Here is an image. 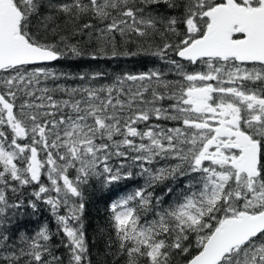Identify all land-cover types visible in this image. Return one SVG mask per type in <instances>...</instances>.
<instances>
[{"label":"snow or ice","instance_id":"obj_1","mask_svg":"<svg viewBox=\"0 0 264 264\" xmlns=\"http://www.w3.org/2000/svg\"><path fill=\"white\" fill-rule=\"evenodd\" d=\"M0 264H264V0H0Z\"/></svg>","mask_w":264,"mask_h":264},{"label":"trees","instance_id":"obj_2","mask_svg":"<svg viewBox=\"0 0 264 264\" xmlns=\"http://www.w3.org/2000/svg\"><path fill=\"white\" fill-rule=\"evenodd\" d=\"M90 214H91V217L93 218L92 219L93 225H97V224L103 225L106 223L107 209L103 202L97 205H94L91 208Z\"/></svg>","mask_w":264,"mask_h":264}]
</instances>
